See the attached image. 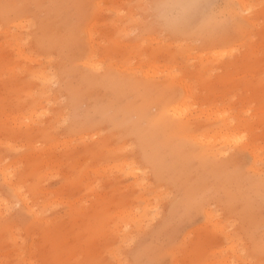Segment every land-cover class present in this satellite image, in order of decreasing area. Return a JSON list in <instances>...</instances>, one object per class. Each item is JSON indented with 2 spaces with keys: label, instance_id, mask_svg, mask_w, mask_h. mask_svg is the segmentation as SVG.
Wrapping results in <instances>:
<instances>
[{
  "label": "rangeland",
  "instance_id": "1",
  "mask_svg": "<svg viewBox=\"0 0 264 264\" xmlns=\"http://www.w3.org/2000/svg\"><path fill=\"white\" fill-rule=\"evenodd\" d=\"M0 264H264V0H0Z\"/></svg>",
  "mask_w": 264,
  "mask_h": 264
},
{
  "label": "bare ground",
  "instance_id": "2",
  "mask_svg": "<svg viewBox=\"0 0 264 264\" xmlns=\"http://www.w3.org/2000/svg\"><path fill=\"white\" fill-rule=\"evenodd\" d=\"M90 30H91L90 33H92V34L89 33V36H90V35L92 36V35H93L92 30H93V29L91 28ZM92 37H93V36H92ZM92 37H91V38H92ZM15 40H16V44H17V46H18V47H17V49H18V51H19V52H17L18 55H19V53H20L21 55H23V57H29V56L31 55V53H30V55H29L26 51H24V47H25V46L23 47V45L28 44V42H21V41L19 40V37H18V36H16ZM14 46H15V45H14ZM25 48H27V47H25ZM17 49H16V50H17ZM21 55H19V57H20ZM28 55H29V56H28ZM23 57L21 56L20 58L22 59ZM23 59H24V58H23ZM25 59H27V58H25ZM25 59H24V60H25ZM29 59H30V58H29ZM25 61H27V60H25ZM28 61H29V60H28ZM45 68H46V67H45ZM47 68H48V67H47ZM43 69H44V68H43ZM43 69H42V72L38 69V70L40 71V72H38V74H39V77L41 76L40 78L42 79V81L45 80V81H43L44 84H45V83H48V82H49L48 80H49V72H50V71L47 73V72H46L47 70L45 71V69H44V71H43ZM48 69H49V68H48ZM34 70H35V69H34ZM35 71H36V70H35ZM35 75H36V74H35ZM39 77H38V78H39ZM53 77H54V76H53ZM53 77H51V78H53ZM54 79H55V78H54ZM46 81H47V82H46ZM52 82H54V80H53ZM52 82H51V84H52ZM47 85H49V84H47ZM32 96H33V95H32ZM169 125H170V126H173L171 123H170ZM3 172H4V174L6 173V172H5V169L3 170Z\"/></svg>",
  "mask_w": 264,
  "mask_h": 264
},
{
  "label": "clouds",
  "instance_id": "3",
  "mask_svg": "<svg viewBox=\"0 0 264 264\" xmlns=\"http://www.w3.org/2000/svg\"><path fill=\"white\" fill-rule=\"evenodd\" d=\"M161 11L164 15L165 22H168V18L172 15L171 6L170 5H162Z\"/></svg>",
  "mask_w": 264,
  "mask_h": 264
}]
</instances>
